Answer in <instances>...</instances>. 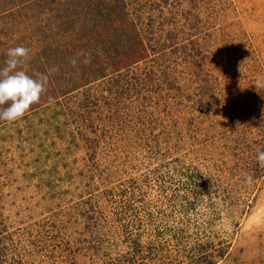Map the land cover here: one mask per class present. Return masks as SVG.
Masks as SVG:
<instances>
[{
  "label": "rangeland",
  "instance_id": "374dc122",
  "mask_svg": "<svg viewBox=\"0 0 264 264\" xmlns=\"http://www.w3.org/2000/svg\"><path fill=\"white\" fill-rule=\"evenodd\" d=\"M16 46L0 264H264V0H0Z\"/></svg>",
  "mask_w": 264,
  "mask_h": 264
},
{
  "label": "clouds",
  "instance_id": "9594fccd",
  "mask_svg": "<svg viewBox=\"0 0 264 264\" xmlns=\"http://www.w3.org/2000/svg\"><path fill=\"white\" fill-rule=\"evenodd\" d=\"M30 49L16 46L7 50L5 66L0 68V121L15 122L28 113L31 106L40 102L46 92L49 76L43 73L29 75L23 70L24 61L30 59ZM70 63L75 67L77 59L72 58ZM57 68L48 69L54 73ZM256 88H264V79H257ZM51 102V98H49ZM257 162L264 168V150L257 149ZM245 181L252 182V176L245 174Z\"/></svg>",
  "mask_w": 264,
  "mask_h": 264
},
{
  "label": "trees",
  "instance_id": "16d2710c",
  "mask_svg": "<svg viewBox=\"0 0 264 264\" xmlns=\"http://www.w3.org/2000/svg\"><path fill=\"white\" fill-rule=\"evenodd\" d=\"M180 237H182V236H180ZM160 248H162V246ZM158 250H160V249H158ZM157 253H159V252H157ZM213 263H214L213 260H210V264H213Z\"/></svg>",
  "mask_w": 264,
  "mask_h": 264
}]
</instances>
